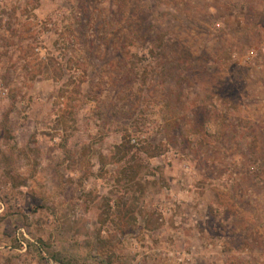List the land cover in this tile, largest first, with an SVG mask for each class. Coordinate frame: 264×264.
<instances>
[{
  "label": "rangeland",
  "instance_id": "374dc122",
  "mask_svg": "<svg viewBox=\"0 0 264 264\" xmlns=\"http://www.w3.org/2000/svg\"><path fill=\"white\" fill-rule=\"evenodd\" d=\"M0 264H264V0H0Z\"/></svg>",
  "mask_w": 264,
  "mask_h": 264
}]
</instances>
